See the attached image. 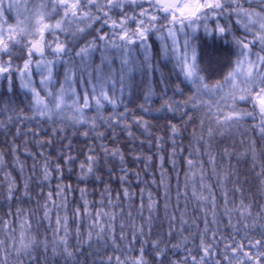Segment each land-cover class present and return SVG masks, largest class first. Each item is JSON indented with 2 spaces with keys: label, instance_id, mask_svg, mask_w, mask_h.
Here are the masks:
<instances>
[{
  "label": "snow or ice",
  "instance_id": "6c2138e0",
  "mask_svg": "<svg viewBox=\"0 0 264 264\" xmlns=\"http://www.w3.org/2000/svg\"><path fill=\"white\" fill-rule=\"evenodd\" d=\"M10 13L14 14V23L9 22ZM57 16L59 18L52 23L53 17ZM210 21L215 22L214 27L210 26ZM201 25L206 35L211 36L215 33L221 38L231 35L232 42L239 49L236 66L228 72L223 82L216 81L214 84H209L200 74L197 52L192 41L193 34ZM236 28L242 30L243 35L237 36ZM48 34L53 36L51 41L46 38ZM61 34L64 39H61ZM181 34L184 37L183 52L177 63L184 78L197 85V94L184 102L183 109L185 110H182L179 102H174L169 98L164 100L155 111L162 113L166 110L172 113L173 117L179 112L181 120L187 117L184 122L189 124L193 121V114L196 111L201 108L206 109L200 118V135L196 137L194 128L193 137L198 144L204 145V154L209 156L208 163L212 166V174L216 177L217 184L223 189V215L227 217V227L232 228L239 235L241 224H243L242 240L247 239L248 251L244 250L242 242L235 243V237L226 238L232 242L225 243L223 252L213 251L216 245L208 239V233L212 231L211 240L215 241L217 233L221 231L220 224L222 223L217 218L220 205L217 201L216 186L205 183L208 177L204 163L194 160L192 152H189L186 158L188 172L185 174L183 192L177 183L176 208L171 215H168V203H165L168 241H164L162 233H157L155 237L152 236V213L158 211L159 204L153 201L151 193H149L147 205L149 216L145 222L143 189L141 190L140 218L142 223L139 227L135 222L131 224V238H129L128 225L123 222L119 226V236H117L114 211L111 213L97 211L95 217H92L89 211L91 206L85 199L87 189L81 188V199L84 200L83 210L77 206L73 216L77 220H82L87 216L92 223L89 226L87 241L81 240L78 226L77 243L81 245L88 243L90 246L93 235H95L97 241L109 245L113 251L124 253L123 258L121 255L115 257V264H177V261L167 260V253L176 249L186 250L191 255V264H210L208 258H214L216 255H223L227 264H234V261L235 264H264V206H260V210L253 213V205L246 203L243 198L244 189L238 186V178L231 191L241 194L240 202L236 204L234 200H229L227 184L234 173L230 171L231 165L229 169L218 171L216 155L211 151V141L217 134L223 137L226 134L238 132L242 137L240 145L244 147V151L239 155L247 157L251 154L254 171L255 161L258 158L264 161V150L259 153L258 157L257 140L253 138L258 134L259 141L264 142V0H41L39 4L33 6L31 11L25 4L23 12H21V4L18 0H0V81L6 80L7 89L12 92L15 80L18 78L25 96L30 94L32 97L27 109L32 113L31 116H21L20 113L26 110L17 109L14 102L6 99L0 107V113L8 115L6 120H0V129H4L8 135L11 134L9 125L14 119L22 122L35 120L38 123L46 121L55 123L57 118L61 123L71 121L73 124H91L92 130H96L98 122L103 120L105 124L114 129L122 123L128 111L125 105L124 113L117 114L116 112L119 104L123 103L125 92L131 95L138 88L133 78L135 71L146 73L149 81L154 71L159 72L160 84L165 88L162 97L166 95L168 81L163 70L152 63L153 44L150 41L155 36L160 41L162 55L167 58L170 51L168 41H171V53L175 55L180 51L178 37ZM89 36L91 39H88ZM21 59L23 60L22 66L15 63ZM117 59L119 68L115 67ZM61 69H63L62 79L60 78ZM37 76L39 77L38 85L35 80ZM117 83L120 86L119 98L116 96ZM225 85L228 86L226 89ZM176 89L179 90V85H176ZM81 90L83 95H81ZM153 94L154 90L150 86L144 89V103H141L139 107L145 113L152 110L149 105ZM204 95L218 96L219 99L205 101L201 98ZM189 103L193 114L186 110ZM108 105L112 107L113 113L105 119L103 112ZM93 108L96 114L88 117L86 110L92 111ZM205 120L209 125L206 135ZM248 121H251V124ZM137 124L147 126L148 122L143 116H139ZM168 126L175 146V136L179 134L178 125L169 119ZM128 127L125 124V128ZM62 131L63 129H60L56 134L59 135ZM21 134L28 135L29 133H22V129L17 127L15 135ZM83 135L87 137L89 133L86 131ZM128 135H132L131 131ZM98 136L102 137L103 133H98ZM48 143L50 144L51 141ZM161 143L162 140L158 138L157 145ZM101 147L106 158L111 152L112 157L120 156L123 162V155L118 149L109 150L103 145ZM232 147L235 150V144ZM11 151L15 155L19 149L13 147ZM197 154H199V148ZM233 154L234 152H230L228 147H225L224 155L228 156L229 160ZM175 155L174 147L170 157L173 170L176 168V160L173 158ZM4 159L5 156L0 153V164H3ZM161 160V167H163V157ZM17 163H19L18 160ZM64 163L72 164L74 158L69 155ZM98 163L99 156L94 149L90 148L85 161L79 165V179L87 180L94 175ZM197 168L199 169L198 185L195 171ZM259 168L256 178L260 181L261 190H264V162L259 165ZM54 171L61 174L60 179H63V168L59 162L56 163ZM122 171L127 173V169H122ZM21 173H23V166H21ZM33 174L35 175V163ZM53 175L48 159L45 158L42 166V179L37 181V185L41 187L40 195H43V182H50ZM100 179L101 177L97 176V180ZM5 180L7 181V200L20 199L21 197L17 196L20 187L10 178V173H5ZM125 180V175H122L121 183H125ZM161 184H163V173ZM189 186H191L190 197ZM30 187L31 178L25 179L23 197L31 199ZM71 190L70 185L58 183L56 197ZM105 191L108 190L105 189ZM169 191L170 186L165 191L166 201L171 199L168 195ZM132 195L127 188L124 189L125 199H130ZM182 198L184 199L183 211H181L180 203ZM189 199L194 201L199 210L204 213V230L197 233L200 236V245L196 250L200 254L199 260L196 255H192V249L188 248V237L172 244L171 248L168 246L171 243L177 220L180 221L181 231H184V225L189 223L185 218ZM49 201H51V206ZM108 202L112 203L110 194ZM100 203L102 206L103 199ZM62 206L66 214L63 218L57 215L54 229L56 239L51 243L47 235L40 239L32 233V213L26 214L22 208H18L15 212V219L20 222L18 239L14 222H9L7 219L0 221V227L11 241L10 244H6L4 240H0V264H22V257L27 258V264H39V258L34 255V252L41 246L45 253L51 246L53 256L62 255L65 258V264L69 261L76 264L75 257L78 252H82V248H70L68 236L71 220L67 215L66 203ZM117 206L119 205H113V207ZM52 208H56L59 212L53 192L50 190L42 206L43 217L40 224L48 221V226L51 227ZM196 210L193 209V211ZM178 211L179 217L176 215ZM209 211H211V221L208 219ZM237 214L238 219L234 224L233 217ZM7 215H13L11 210ZM128 216L132 219L131 212ZM145 223L149 229L147 234L144 231ZM210 224L215 228L211 229ZM196 226L198 228V224ZM61 231H63V236L60 235ZM257 231L259 238H253ZM194 238L195 234H193ZM137 244L140 245L138 254L126 255L128 252L135 253ZM229 250L232 255L227 254ZM13 255L16 257L15 260L12 258ZM97 255H100L99 250H97ZM93 264H97V261H93ZM98 264H113V257L108 256L106 260L101 258ZM179 264H189L187 257L179 261ZM215 264H222V262L216 261Z\"/></svg>",
  "mask_w": 264,
  "mask_h": 264
},
{
  "label": "trees",
  "instance_id": "16d2710c",
  "mask_svg": "<svg viewBox=\"0 0 264 264\" xmlns=\"http://www.w3.org/2000/svg\"><path fill=\"white\" fill-rule=\"evenodd\" d=\"M21 4V12L24 11V5L27 4L29 11L33 9V6L39 4L41 0H18ZM59 17H53L52 23ZM9 22L14 23V14H9ZM210 26L214 27V21H210ZM235 25V20L233 19ZM99 27V25H96ZM135 27V25H133ZM107 30V29H106ZM235 34L237 36L243 35L242 30L236 28ZM192 43L194 44L197 52V62L201 69L200 74L205 77L206 82L214 84L216 81H224L225 76L228 72L235 68V62L237 60V53L239 49L232 42V36L228 35L226 38H221L215 35H206L203 26L201 25L198 31L194 34ZM48 41L53 39V36L46 35ZM61 39H64L61 34ZM91 39V36L88 37ZM179 48L175 55L171 53V41L169 44V56L166 58L161 53L160 41L153 36L150 43L153 44V59L152 63L158 65L161 70L165 73L168 81V88L166 95L164 85L160 84V73L154 71L152 73L151 81H149L146 73L142 74L139 70L133 73V78L138 85V88L130 95L127 91L124 94L123 103L119 104L116 112L117 114L124 113L125 105L127 106V113L122 123L118 124L114 129L104 123L103 120L98 122L96 130H92L91 124H73L71 121H64L61 123L60 119L57 118L56 122L51 121L38 123L35 120L31 122L24 120L14 119L13 123L9 125L11 134L6 135L4 129H0V153L5 156L3 164H0V221L7 219L9 222H14V227L17 230V239L19 238V224L20 222L15 219V212L18 208L24 209L25 213H32L31 216V228L32 233L37 235L40 239H43L45 235L49 242L56 239L54 236V229L56 228V218L59 215L63 218L66 214L65 208L62 206L66 203L67 215L71 220L69 225V236L68 240L70 248H82V252H78L75 261L76 264H93V261H97V264L101 258L107 259L108 256L113 257V264H115V257L121 255L123 258L124 253L113 251V249L102 241H97L95 235H93L90 246L88 243L78 244L77 243V229L81 233V240H88L89 226L92 220L85 216L82 220L74 218V210L79 206L83 210L84 200L81 199V188H86L85 199L90 204L89 211L92 217H95L97 211L100 212H115L116 214V234L119 236V226L123 222L128 225L129 238L131 231V224L135 222L137 227L142 223L141 221V190L143 189L144 197V209L143 217L145 222L149 216L148 210V196L149 193L152 195L154 202L159 204L158 211L152 213V236L155 237L157 233L163 234L164 241H168V219L165 214V203H168V215L173 213L176 208V189L177 183L180 185V190L183 192L185 185V174L188 172V166L186 164V158L189 156V152L193 153V159L198 163L203 161L205 172L208 179L205 183L215 185V191L217 195V201L220 205L218 213V220L221 231L217 233L216 240L212 241V231L208 233V239L216 245L213 249L214 252H223L225 243H231V240L226 238L235 237V243L244 244V250L248 251V241L243 239L244 229L241 224L239 235H237L232 228L227 227V217L223 215V189L217 184L216 177L212 174V166L208 163L209 156L204 154L205 147L202 144H198L197 140L193 137V129L195 128L196 137L200 135V118L206 111L205 108H201L194 114L191 111V104L187 105V109L190 114L194 115L193 121L189 124H185V120H181V114L178 112L173 117L172 113H168L166 110L162 113L155 111L159 108L164 100L171 98L174 102H179L182 106L185 101H188L190 97L197 94V85H194L191 81L184 78L183 73L180 70V66L177 63L179 57L182 56L183 52V40L184 37L181 34L178 37ZM142 59V57H141ZM15 63L22 66L23 60H17ZM99 63V59H97ZM116 68H119V60L117 59ZM61 71L60 78L62 79L63 69ZM37 85L39 84V77L35 78ZM118 80V77H117ZM176 85H179V90L176 89ZM151 87L154 90L152 95L150 112H143L139 105L144 103L143 92L146 87ZM58 87V86H57ZM119 83L116 85V96L119 98ZM228 86L225 85V89ZM223 93H221L222 95ZM81 95L83 92L81 90ZM205 101H215L219 99L218 96L204 95L201 97ZM14 102L17 109L23 108L26 111L20 113L21 116H31L32 113L27 111L29 103L32 99L31 95L27 97L20 88V82L17 78L14 84V90L9 92L7 89V81H0V107L3 106L5 100ZM113 113V109L110 105L107 106L103 112V116L107 119ZM94 108L92 111L86 110V115L92 117L95 115ZM7 113H0V120L7 119ZM143 116L148 122L147 126H141L137 124V117ZM169 119H172L173 123L178 125L179 134L175 136V146L173 145V136L168 126ZM251 124V121H248ZM125 124L129 127L126 129ZM208 122L205 120L204 132L207 134ZM20 127L22 133H29L28 135L21 134L16 136V128ZM63 129L59 135L56 132ZM31 130V131H30ZM88 132L89 135L85 137L84 132ZM131 131L132 135L129 136L128 132ZM34 133V135H33ZM98 133H103V136H98ZM160 138L162 143L158 146L157 139ZM247 139V137H243ZM257 140V154L264 150V142L259 141L258 134L253 137ZM241 135L238 132L232 134H226L223 137L217 134L211 141V151L216 155L217 170L229 169L234 173L231 180L227 184L229 190V200H234L236 204L240 202L241 194L233 193L231 189L235 186V181L238 178L239 187L244 189L243 198L246 203L253 205L252 211L256 213L260 210V206H264V190L260 188V181L256 178L260 168L259 165L264 162L261 159L255 161V171L253 170V160L251 154L247 157L239 155L244 151V147L240 145ZM13 141H15L13 143ZM48 141H51L49 144ZM43 144V147H41ZM233 144H235V150H233ZM70 145V148H69ZM107 147L109 150L118 149L123 155V162L120 156L112 157L109 152L106 158L103 153L101 146ZM18 147L19 151L12 153L11 149ZM175 147L176 168L173 170L172 160L170 157ZM228 147L230 152H234L229 160L228 156L224 155V149ZM94 149L96 154L99 156V163L96 168L97 171L94 175L90 176L87 180H80V163L85 161L86 154L89 150ZM199 148V154L197 149ZM31 153V155H29ZM42 154V155H41ZM74 158V163L65 164L64 160L67 156ZM151 157V159H149ZM163 157V167H161ZM45 158L48 159L50 170L53 171L54 175L50 182H43V195H40L41 187L37 185V181L42 179V166ZM17 160L19 163H17ZM59 162L63 168L62 176L60 179L59 173H55V165ZM35 163V175L33 174V164ZM21 166H23V173H21ZM127 169V173L122 171ZM111 170V174L109 171ZM197 172L196 182L199 184V169ZM5 173H10V178L20 187V192L17 196L21 197L17 200H7V181L5 180ZM163 173V184H161ZM191 175V173H188ZM125 175V183H121L120 177ZM97 176L101 177L97 180ZM31 178L30 196L23 197V184L25 179ZM70 185L71 191L62 193L58 198L56 197L57 184ZM170 191V201L165 199L166 188ZM127 188L133 195L130 199L124 198V189ZM107 189L108 191H105ZM53 192V197L56 200V205L59 207V212L56 208L51 210V227L48 226V221H44L40 224V220L43 217L42 206L45 203L47 194L49 191ZM111 195L112 203L109 204L108 196ZM119 194V197H118ZM191 196V186H189V197ZM103 199V205L101 206V200ZM181 211L184 210V199L181 201ZM51 206V201H49ZM113 205H119L113 207ZM197 209L193 211V209ZM11 210L13 215L8 216L7 213ZM123 212V215H121ZM131 212L132 219H129L128 213ZM38 213V214H37ZM179 217V211L176 212ZM24 217H22L23 219ZM188 224L184 225V231H181V224L179 219L175 225V230L171 237V243L168 245L171 248L172 244H176L181 241L184 237H188V248L192 249V255H196L197 260L200 258V254L197 253V248L200 245V236L198 233L204 230V213L200 211L194 201L189 199L186 217ZM208 219L211 221V211H209ZM238 219L237 216L233 217V223L235 224ZM195 221V223H194ZM251 223V221H248ZM198 224V228L197 225ZM39 225V226H38ZM210 228L214 229L215 226L210 224ZM47 230V231H46ZM147 234L149 229L145 223L144 228ZM193 234L195 238L193 239ZM63 236V231L60 233ZM253 238H259V232L254 234ZM0 240H4L6 244H10L9 237L5 234L2 227H0ZM140 245H136V252H128L126 255L132 256L138 254ZM99 250L100 255H97ZM232 255L231 251L227 253ZM34 255L39 258V264H65V258L62 255L57 254L53 256L51 246L48 248L47 253L44 252L43 247H38ZM187 257L189 264H191V255L186 250L176 249L167 253V260L179 261ZM14 260L16 257L13 255ZM210 264H215L216 261H221L222 264H227L224 260L223 255H216L214 258L209 257ZM22 264H27V258H21ZM68 264H72L69 261ZM235 264V261H234Z\"/></svg>",
  "mask_w": 264,
  "mask_h": 264
}]
</instances>
